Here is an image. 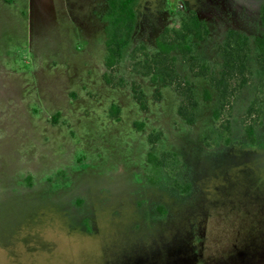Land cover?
Here are the masks:
<instances>
[{"label": "rangeland", "instance_id": "374dc122", "mask_svg": "<svg viewBox=\"0 0 264 264\" xmlns=\"http://www.w3.org/2000/svg\"><path fill=\"white\" fill-rule=\"evenodd\" d=\"M106 10L0 0V264H264V0H139L113 70ZM192 13L209 34L193 40L194 70L174 54L187 102L137 72L134 51L153 55ZM230 30L252 45L246 70L222 79ZM158 133L159 171L148 163Z\"/></svg>", "mask_w": 264, "mask_h": 264}, {"label": "trees", "instance_id": "16d2710c", "mask_svg": "<svg viewBox=\"0 0 264 264\" xmlns=\"http://www.w3.org/2000/svg\"><path fill=\"white\" fill-rule=\"evenodd\" d=\"M107 10L102 16L104 23V31L106 34L107 59L106 66L109 70H113L123 58L124 50L129 47L135 35L139 22L137 6L139 0H106ZM264 24V14L262 16ZM209 34L205 22L196 13L188 15L183 19L181 26L177 30L164 31L157 40V52L153 55L146 52L145 45H140L135 51V54L145 55L144 64L136 63L134 67L137 72L150 79L151 84L157 87V90L162 87L171 86L175 92L187 100H192V93L188 90L182 91L181 85L177 82L179 74L176 72L175 62L178 53L183 58L189 60L194 70V49L197 42H202L204 37ZM196 41V43L193 42ZM255 47L258 50V62L260 69L264 72V33L254 41ZM251 39L246 34H242L236 30H230L226 42L223 46L224 66L221 72V78L226 79V76L234 71L243 73L246 70V61L249 58L251 50ZM133 56V58H134ZM143 70V71H142ZM220 80V86L223 82ZM109 83V79H107ZM134 98L140 103L142 109L146 111L147 104L145 96L142 92L134 89ZM181 104L178 110V115L188 124L194 122L193 112H189V106ZM191 109L196 108V104L192 101ZM188 106V107H187ZM112 112L119 113V108L113 106ZM250 138L254 141V135L250 132ZM162 140V134L149 136L150 151L148 153V163L155 170H163L164 159L154 155L155 146ZM188 191V189H187Z\"/></svg>", "mask_w": 264, "mask_h": 264}]
</instances>
